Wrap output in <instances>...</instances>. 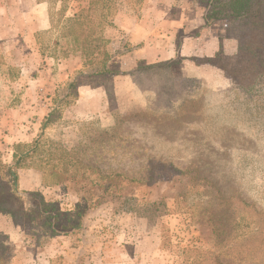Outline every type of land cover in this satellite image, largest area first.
<instances>
[{"label": "rangeland", "instance_id": "obj_1", "mask_svg": "<svg viewBox=\"0 0 264 264\" xmlns=\"http://www.w3.org/2000/svg\"><path fill=\"white\" fill-rule=\"evenodd\" d=\"M148 1L133 7L122 0L113 17L131 11L139 17ZM175 1L180 7L188 3L185 9L191 5L203 19L228 0ZM35 2L46 5L47 30H37L41 10ZM50 3L0 0V156L9 163L14 143L42 135L44 151H70L74 161L94 170L84 176L111 183V193L86 218L82 243L48 236L37 220L27 222L23 215L0 214V230L10 233L0 232L2 264H191V247L214 251L221 264H264V73L240 86L208 62L220 48L226 67L236 63L241 23L226 17L190 32L204 38L198 56L137 62L130 73L134 88L115 80L125 76L116 58L130 48L128 42L123 37L114 46V38L109 40L110 69L118 74L101 86L103 101L60 109L41 130L55 91L67 81L56 75L66 68L72 77L81 67L72 43L61 37L64 19L81 4L67 0L59 13L61 3ZM183 39L179 33L175 43ZM47 178L42 175L44 184ZM52 187L51 193H39L69 213L76 187L65 178ZM18 192L23 195L10 209H32L27 192L19 186ZM121 197L142 207L160 205L146 219L121 212ZM39 254L48 263L31 260Z\"/></svg>", "mask_w": 264, "mask_h": 264}, {"label": "trees", "instance_id": "obj_2", "mask_svg": "<svg viewBox=\"0 0 264 264\" xmlns=\"http://www.w3.org/2000/svg\"><path fill=\"white\" fill-rule=\"evenodd\" d=\"M48 1L49 4L59 1V13L65 12L64 4L67 0H45L47 3ZM75 1L79 2L81 7L71 17L64 19L61 37L69 39L72 43L82 69L75 71L74 76L69 77L60 90L55 91L51 99L52 108L43 119L41 130L49 126L60 109H66L76 103L81 86L101 87L106 80L118 74L110 69L111 56L107 51L108 40L104 32L108 27L114 26L113 15L122 0ZM130 1L133 7H137L145 0ZM217 5L220 6L218 11L211 9L203 15L204 25L210 26L214 20L228 17L233 22L241 23L242 33L238 35L237 61L234 65L226 67L223 64V52L220 48L208 62L227 72L237 85L241 86L247 81L250 86L264 73V0H228L225 4L220 1ZM5 68L10 75L12 69ZM83 79L86 81L83 82ZM41 137L42 135H39L26 143H14L9 163H5L0 156V214L13 218L23 215L27 222L37 220L39 227L44 229L48 236H64L82 243L86 232L85 220L103 201V194L109 191L111 183L103 184L98 179L85 177L87 171L94 170L88 165L74 161L71 152L64 148L54 149V153L44 151L45 144L42 143ZM36 159H40L43 164L36 165ZM28 169H37L43 177H48V181L44 179L46 186H57L62 183L63 178L72 182L77 194V202L72 205V210L69 213H61L55 202L46 201L38 191L24 193L31 198L32 209H10L13 201L23 195L18 192V172ZM119 205L121 212L141 214L147 219L154 216L157 212L156 206L160 204L148 203L142 207L137 205L133 198L121 197ZM244 206L249 205L245 203ZM187 252L193 254L194 261H191V264H221L218 254L214 251L191 247ZM2 263L0 259V264Z\"/></svg>", "mask_w": 264, "mask_h": 264}, {"label": "crops", "instance_id": "obj_3", "mask_svg": "<svg viewBox=\"0 0 264 264\" xmlns=\"http://www.w3.org/2000/svg\"><path fill=\"white\" fill-rule=\"evenodd\" d=\"M187 4L186 2H182V6L180 7L175 0H149L146 8L142 11L139 17H136L131 11L125 16H123V14H118L114 18V26L107 28L104 32L105 38L108 41H111V39L114 38L113 41L115 43L112 41L111 43L114 46H117L120 44V41L118 42V40H121L124 37V40L128 42L130 47L126 50L125 54H119V56H117L118 58H116L117 60H120V73H125V76L123 74V76H117L115 78L117 82L121 81L125 86L134 88L135 85L130 73L139 61L154 64L165 62L174 56H185L190 58L191 56H198L199 50H201V52L204 50L205 45L202 49L198 47L201 44L200 42L204 41V38H202V36L192 37L190 35V32L202 26L204 21L198 13L192 11L191 5L189 9H185ZM35 5L41 10V27L37 25V30H47L49 28V21L46 5L44 3L36 2ZM179 33H183L184 39L182 40V43L178 44L175 43V41ZM210 37L218 39L215 35L214 37ZM137 45L141 46L137 47ZM216 48L214 49V52L217 50ZM167 55L169 57L166 59L165 56ZM80 68L81 67H78L73 70L77 71L80 70ZM72 72L73 71H67L65 68L56 76L62 78L65 77V80H67ZM115 88H117L116 82ZM104 97H106V92L102 87L93 88L84 85L78 89L76 104H88L97 99L103 101ZM1 145L2 144L0 143V146ZM18 186L20 191H38L44 192L42 193L44 195L56 190L52 186H46V184L43 183L42 175L31 169L18 172ZM3 218L5 221L8 220V217L6 216H3ZM0 232H4L5 235H10V233L5 230H0ZM53 238H51V240ZM67 249L74 251L70 245H67ZM67 258L69 259V257ZM31 260H33V262L42 261L44 263L47 261L46 256L43 254L35 255V257L33 255L31 256Z\"/></svg>", "mask_w": 264, "mask_h": 264}]
</instances>
